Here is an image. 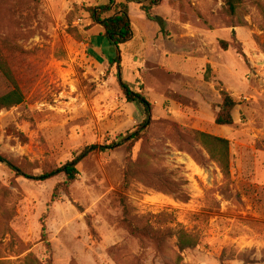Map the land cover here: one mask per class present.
<instances>
[{"label": "rangeland", "instance_id": "rangeland-1", "mask_svg": "<svg viewBox=\"0 0 264 264\" xmlns=\"http://www.w3.org/2000/svg\"><path fill=\"white\" fill-rule=\"evenodd\" d=\"M105 2L0 0V58L13 74L0 72V94L23 93L0 110V154L24 173L146 118L123 96L115 48L85 11ZM226 10L224 0H161L150 20L129 5L134 36L120 46V70L151 106L145 136L88 155L72 182L0 164V264H264V0ZM222 89L237 101L230 126L214 122ZM192 131L228 141V176ZM119 197L156 240L122 226ZM178 231L199 246L179 250Z\"/></svg>", "mask_w": 264, "mask_h": 264}, {"label": "trees", "instance_id": "trees-1", "mask_svg": "<svg viewBox=\"0 0 264 264\" xmlns=\"http://www.w3.org/2000/svg\"><path fill=\"white\" fill-rule=\"evenodd\" d=\"M161 0H125L124 2H118L116 0H106L105 3L89 6L85 9L88 14V18L91 21V25H100L103 30L102 37L107 44L115 48L114 58L111 60V65L116 67V76L119 83L120 90L128 102L140 104L146 114L145 120L133 131L126 132L125 134L118 135L114 140L108 144L98 145L93 144L83 148L80 153L70 161H67L63 165L55 168H51L42 172L39 175H30L22 172V170L6 159L0 154V164L5 166L16 175L24 176L30 180L45 181L58 174H62L69 182L75 180L78 175L77 165L79 162L88 155L103 153L107 150L115 149L116 147L126 144L132 146L134 143L143 139L149 126L151 106L149 102L144 98L141 92H137L133 89V86L124 81L121 76L120 70V46L129 43L134 36V30L129 15V5L134 4L135 7H139L146 17L150 20H154L155 16H151L150 11L154 5H158ZM243 2V0H224L229 15L235 14L237 7ZM264 20V13H263ZM222 48L226 49L225 42H221ZM0 72L11 82L12 72L7 66L6 62L0 58ZM140 87V86H139ZM140 89V88H139ZM220 102L217 105V112L215 114L214 122L219 126H230L234 123L232 116L233 109L237 106V101L225 90H220L219 93ZM23 101V93L14 85L13 88L0 94V110H7L11 107L19 105ZM149 116V117H148ZM193 137L203 146L207 151L211 159L217 163L224 176L229 175V147L226 139L212 136L210 134L192 131ZM132 177V171L126 170L124 180L129 182ZM119 206L122 211L121 224L127 231L138 238H149L156 240L157 236L151 231L144 228H139L134 225L128 219V207L126 203L119 197ZM177 237L176 245L179 250L193 249L199 246L196 236L189 234L185 231H178L174 234Z\"/></svg>", "mask_w": 264, "mask_h": 264}, {"label": "crops", "instance_id": "crops-1", "mask_svg": "<svg viewBox=\"0 0 264 264\" xmlns=\"http://www.w3.org/2000/svg\"><path fill=\"white\" fill-rule=\"evenodd\" d=\"M95 26H97V25H95ZM98 26H100V25H98ZM101 27V26H100ZM102 28V27H101Z\"/></svg>", "mask_w": 264, "mask_h": 264}]
</instances>
